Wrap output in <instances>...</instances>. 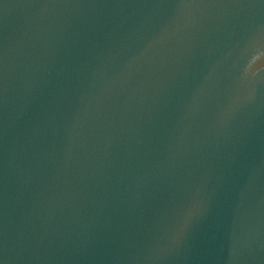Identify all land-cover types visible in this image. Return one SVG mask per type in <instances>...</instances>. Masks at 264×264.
Wrapping results in <instances>:
<instances>
[{"label": "water", "instance_id": "95a60500", "mask_svg": "<svg viewBox=\"0 0 264 264\" xmlns=\"http://www.w3.org/2000/svg\"><path fill=\"white\" fill-rule=\"evenodd\" d=\"M264 0H0V171L103 129L264 99Z\"/></svg>", "mask_w": 264, "mask_h": 264}, {"label": "clouds", "instance_id": "9594fccd", "mask_svg": "<svg viewBox=\"0 0 264 264\" xmlns=\"http://www.w3.org/2000/svg\"><path fill=\"white\" fill-rule=\"evenodd\" d=\"M256 68V72H259L261 69H264V64H257Z\"/></svg>", "mask_w": 264, "mask_h": 264}]
</instances>
